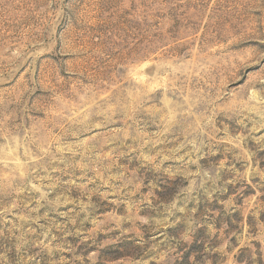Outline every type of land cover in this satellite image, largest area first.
Instances as JSON below:
<instances>
[{
    "label": "rangeland",
    "instance_id": "1",
    "mask_svg": "<svg viewBox=\"0 0 264 264\" xmlns=\"http://www.w3.org/2000/svg\"><path fill=\"white\" fill-rule=\"evenodd\" d=\"M0 264H264V0H0Z\"/></svg>",
    "mask_w": 264,
    "mask_h": 264
}]
</instances>
